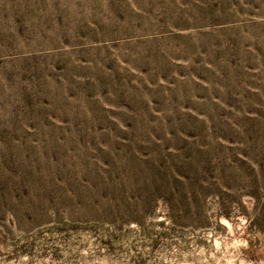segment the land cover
Returning a JSON list of instances; mask_svg holds the SVG:
<instances>
[{"label":"rangeland","instance_id":"rangeland-1","mask_svg":"<svg viewBox=\"0 0 264 264\" xmlns=\"http://www.w3.org/2000/svg\"><path fill=\"white\" fill-rule=\"evenodd\" d=\"M0 264H264V0H0Z\"/></svg>","mask_w":264,"mask_h":264}]
</instances>
